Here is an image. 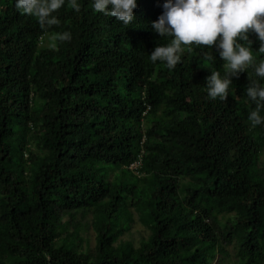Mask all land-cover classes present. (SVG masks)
I'll return each mask as SVG.
<instances>
[{
	"label": "trees",
	"instance_id": "16d2710c",
	"mask_svg": "<svg viewBox=\"0 0 264 264\" xmlns=\"http://www.w3.org/2000/svg\"><path fill=\"white\" fill-rule=\"evenodd\" d=\"M151 1L124 25L65 0L42 29L0 0V264H264V125L245 96L264 78L249 66L213 100V48L150 62L170 40Z\"/></svg>",
	"mask_w": 264,
	"mask_h": 264
},
{
	"label": "clouds",
	"instance_id": "9594fccd",
	"mask_svg": "<svg viewBox=\"0 0 264 264\" xmlns=\"http://www.w3.org/2000/svg\"><path fill=\"white\" fill-rule=\"evenodd\" d=\"M65 4V0H15V8L22 15L33 17L44 29L59 23L53 15ZM74 10L79 6L71 0ZM139 0H92L93 12L128 25L134 19V11ZM153 9L162 8L161 14L151 23L158 37L170 38L165 44H157L149 53L148 59L160 61L172 70L181 61L184 46L197 45L211 47L218 57L225 61V73L221 76L212 71L205 78L207 96L210 99L225 100L233 78H238L249 66L254 68L257 77L264 78V59L253 65L250 47L238 41L252 43L251 35L259 42L258 52L264 54V0H152ZM62 39H71L64 32ZM247 101L254 105L248 113L252 126L264 125V86L253 81L246 89ZM139 161L131 164L138 167Z\"/></svg>",
	"mask_w": 264,
	"mask_h": 264
},
{
	"label": "rangeland",
	"instance_id": "374dc122",
	"mask_svg": "<svg viewBox=\"0 0 264 264\" xmlns=\"http://www.w3.org/2000/svg\"><path fill=\"white\" fill-rule=\"evenodd\" d=\"M262 158L264 159V153L262 155ZM136 230L140 231L141 233H144L143 229L141 228V226L139 224H136ZM89 235L91 236V241H92L93 234L91 233V231H90ZM216 260H217V258L213 260L212 264H216ZM225 264H228V263L225 262Z\"/></svg>",
	"mask_w": 264,
	"mask_h": 264
},
{
	"label": "bare ground",
	"instance_id": "6f19581e",
	"mask_svg": "<svg viewBox=\"0 0 264 264\" xmlns=\"http://www.w3.org/2000/svg\"><path fill=\"white\" fill-rule=\"evenodd\" d=\"M199 49V48H198Z\"/></svg>",
	"mask_w": 264,
	"mask_h": 264
}]
</instances>
